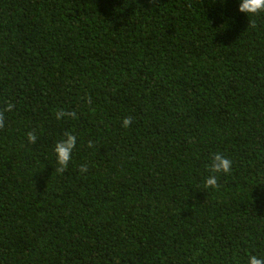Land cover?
<instances>
[{
  "label": "trees",
  "instance_id": "trees-1",
  "mask_svg": "<svg viewBox=\"0 0 264 264\" xmlns=\"http://www.w3.org/2000/svg\"><path fill=\"white\" fill-rule=\"evenodd\" d=\"M236 7L0 0V264L264 258V14Z\"/></svg>",
  "mask_w": 264,
  "mask_h": 264
},
{
  "label": "clouds",
  "instance_id": "clouds-1",
  "mask_svg": "<svg viewBox=\"0 0 264 264\" xmlns=\"http://www.w3.org/2000/svg\"><path fill=\"white\" fill-rule=\"evenodd\" d=\"M237 5L236 11L248 19L255 18L257 15L264 14V0H235ZM13 105L8 104L7 109L10 111ZM75 117L73 112H65L59 110L56 112V119ZM2 114H0V120H2ZM131 118L126 117L122 120V127H127L131 123ZM28 143H35L36 136L32 132L26 134ZM78 137L71 132H65L64 135L59 138L52 146L51 152L55 158L57 165V171L63 172L68 167L73 158V151L77 146ZM91 147V144H89ZM233 161L226 155L220 152L209 153V159L204 165L205 170L209 175L204 180V186L206 188H215L219 175H227L231 172ZM80 173L88 171L87 165H81L79 168ZM247 264H264V258L257 255L249 254L247 257Z\"/></svg>",
  "mask_w": 264,
  "mask_h": 264
}]
</instances>
